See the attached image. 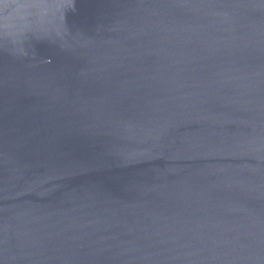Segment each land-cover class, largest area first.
Segmentation results:
<instances>
[{"label": "water", "instance_id": "95a60500", "mask_svg": "<svg viewBox=\"0 0 264 264\" xmlns=\"http://www.w3.org/2000/svg\"><path fill=\"white\" fill-rule=\"evenodd\" d=\"M0 264H264V0H0Z\"/></svg>", "mask_w": 264, "mask_h": 264}]
</instances>
